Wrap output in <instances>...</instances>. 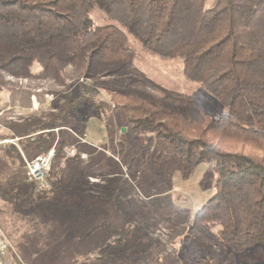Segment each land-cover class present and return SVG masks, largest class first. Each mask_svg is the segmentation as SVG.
<instances>
[{
  "label": "trees",
  "instance_id": "obj_1",
  "mask_svg": "<svg viewBox=\"0 0 264 264\" xmlns=\"http://www.w3.org/2000/svg\"><path fill=\"white\" fill-rule=\"evenodd\" d=\"M205 1L0 0V88L15 84L9 77L38 80L30 69L35 60L31 46L82 32L72 54L47 58L43 75L64 91L69 86L63 71L71 67L74 78L96 89L95 94L57 102L45 122L0 142L18 139L16 145L29 160L53 148L49 181L64 159L68 142L61 131L68 117L83 105L107 114L111 106L100 94L109 96L114 117L131 130L152 129L173 148L184 173L196 162L213 163V195L194 212L186 237L202 251L191 264H237V255L264 246V0H216L206 10ZM95 7L126 28L148 53L180 59L184 77L214 97L227 114L213 119L188 95L150 80L134 66V53L117 27L87 29V13ZM206 131L263 155L221 151L207 142ZM2 145L0 154L24 167L16 146ZM12 192L15 205L28 200L27 192L38 200L47 194L34 184L26 191L15 186ZM12 256L13 264H23Z\"/></svg>",
  "mask_w": 264,
  "mask_h": 264
},
{
  "label": "rangeland",
  "instance_id": "obj_2",
  "mask_svg": "<svg viewBox=\"0 0 264 264\" xmlns=\"http://www.w3.org/2000/svg\"><path fill=\"white\" fill-rule=\"evenodd\" d=\"M215 2L206 0L204 9H211ZM87 16V29L115 26L127 37L134 66L150 80L188 95L213 119L227 114L214 97L184 77L180 59L148 53L126 28L111 22L97 7ZM81 37L82 32L30 47L35 53L30 69L38 80L9 77L15 84L0 88L1 139L45 122L57 102L96 93L89 82L73 77L71 67L63 71L69 86L64 91L43 75L47 58H66ZM100 97L111 106L107 114L101 116L83 105L68 117L67 128L61 131L68 142L64 159L57 176L48 181L51 188L44 199L27 192L26 202L14 204L12 188L22 186L26 191L30 183L19 160L0 154L1 264H13V253L23 264H191L202 255L186 237L194 212L213 195V163L196 162L184 173L169 144L157 139L152 129H129L122 118L114 117L109 96ZM86 121L95 143L75 131ZM54 132L58 134V129ZM72 134L87 143L77 144ZM17 140L8 144L16 146L22 160L28 159ZM206 140L221 151L263 155L211 131H206ZM235 260L237 264H264V246L256 245Z\"/></svg>",
  "mask_w": 264,
  "mask_h": 264
},
{
  "label": "built area",
  "instance_id": "obj_3",
  "mask_svg": "<svg viewBox=\"0 0 264 264\" xmlns=\"http://www.w3.org/2000/svg\"><path fill=\"white\" fill-rule=\"evenodd\" d=\"M3 143H12L10 140H4ZM54 155L52 148L47 153L35 156L33 159H25V176L26 181L36 186V190L40 193L50 191V184L48 182V175L51 168V162Z\"/></svg>",
  "mask_w": 264,
  "mask_h": 264
},
{
  "label": "crops",
  "instance_id": "obj_4",
  "mask_svg": "<svg viewBox=\"0 0 264 264\" xmlns=\"http://www.w3.org/2000/svg\"><path fill=\"white\" fill-rule=\"evenodd\" d=\"M89 128L87 127V124L85 123L83 126H82V133H83V136L85 137V136H88L89 138H90V140L92 141V142H90L91 144L92 143H95V138H96V136H95V134H94V131L93 132H90L89 130H88ZM89 132V133H88ZM88 133V134H87ZM72 135H74V134H72ZM11 136V135H10ZM74 137L76 138V142H77V144H86L87 143V141H85V140H83V139H80V137H78L77 136V134H76V136L74 135ZM1 139V138H0ZM81 140V141H80ZM4 141V140H3ZM2 142V141H1Z\"/></svg>",
  "mask_w": 264,
  "mask_h": 264
},
{
  "label": "bare ground",
  "instance_id": "obj_5",
  "mask_svg": "<svg viewBox=\"0 0 264 264\" xmlns=\"http://www.w3.org/2000/svg\"><path fill=\"white\" fill-rule=\"evenodd\" d=\"M0 264H1V262H0Z\"/></svg>",
  "mask_w": 264,
  "mask_h": 264
}]
</instances>
